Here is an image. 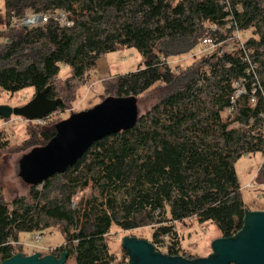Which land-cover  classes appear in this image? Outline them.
<instances>
[{"label":"trees","instance_id":"trees-1","mask_svg":"<svg viewBox=\"0 0 264 264\" xmlns=\"http://www.w3.org/2000/svg\"><path fill=\"white\" fill-rule=\"evenodd\" d=\"M3 3V26L11 17L58 11L71 26L49 21L0 36V94L49 87L47 97L61 99L57 110H63L99 57L126 48H134L143 63L113 78L106 93L137 99L161 85L165 94L131 130L95 142L64 174L37 186L21 181L28 187L26 197L7 202L0 190V263L19 253L30 256L17 246L20 233L61 232L63 244L41 256L58 258L64 249L74 264H114L105 242L113 225L121 231L151 227L149 243L158 253L167 241L163 254L188 260L194 258L181 249L175 223L209 222L224 239L242 229L246 208L234 163L260 153L254 184L264 186V0ZM233 30L249 32L242 50L218 49L185 69L167 65L195 50L202 38L223 42ZM59 65L70 75L55 86ZM236 84L244 90L237 97ZM44 123L30 132L33 148L54 135ZM86 189L90 194L71 207Z\"/></svg>","mask_w":264,"mask_h":264},{"label":"rangeland","instance_id":"rangeland-1","mask_svg":"<svg viewBox=\"0 0 264 264\" xmlns=\"http://www.w3.org/2000/svg\"><path fill=\"white\" fill-rule=\"evenodd\" d=\"M0 23L4 22V3L0 0ZM0 24V36L4 37L11 28ZM249 37V32H243L242 39ZM210 51H203L200 46L191 52L168 60V66L172 69H185L198 62ZM143 63L142 57L134 48L121 49L114 53L104 54L98 58L94 68L88 71L84 78L77 82L74 87V98L65 103L63 110H57L50 114L46 124L54 125L67 119L71 114L92 108L108 96L106 86L113 78L128 73H133ZM70 75V69L64 65H59L57 80L54 85L60 86ZM165 94V89L161 85H156L144 94L137 97V107L139 114L146 112L152 105L157 103ZM34 95L32 88L20 90L14 94L1 93L0 105L11 108L21 107L28 103ZM228 114L224 113L223 115ZM40 121H26L20 117L11 116L9 119L0 118V190L5 201L10 202L14 198L26 197L28 187L18 178V161L20 158L32 150V138L30 132L37 130V126L45 123ZM43 124V125H42ZM34 149V148H33ZM260 153L242 157L234 163V170L240 187V196L248 211L264 212V186H256L254 178L262 164ZM249 185V186H248ZM90 189H86L77 194L74 198L76 202L81 197L88 196ZM151 227L136 230L121 231L116 226H112L105 236L110 255L114 256L116 264H127V255L122 252L121 242L125 237L143 239L151 241ZM180 246L187 256L205 258L211 254L210 244L219 238L216 227L211 223H199L196 219L184 220L175 223ZM34 233H20L18 235L17 246L24 248V254L31 255L42 253L48 249L60 247L64 242V237L59 230L51 229L39 236L38 243L32 239ZM165 241V245H166ZM29 247H25V245ZM36 245V248L34 246ZM160 247L163 254L166 248ZM124 258V259H123ZM65 264H74L73 258L68 257Z\"/></svg>","mask_w":264,"mask_h":264},{"label":"water","instance_id":"water-1","mask_svg":"<svg viewBox=\"0 0 264 264\" xmlns=\"http://www.w3.org/2000/svg\"><path fill=\"white\" fill-rule=\"evenodd\" d=\"M49 87L34 93L21 107L0 105V118L11 116L26 121H40L56 112L59 98L47 97ZM140 116L133 96H108L90 109L71 114L54 125L53 137L41 147L24 154L18 161V178L28 186H37L71 168L97 141L131 130ZM121 248L126 251L127 264H264V212L244 211L243 226L231 238H217L210 244L211 254L194 260L158 253L146 240L125 237ZM62 250L58 258L39 253L16 254L0 264H65Z\"/></svg>","mask_w":264,"mask_h":264},{"label":"built area","instance_id":"built-area-1","mask_svg":"<svg viewBox=\"0 0 264 264\" xmlns=\"http://www.w3.org/2000/svg\"><path fill=\"white\" fill-rule=\"evenodd\" d=\"M49 21H53L61 27L71 26V22H69L66 19L65 14L61 11H58L52 14L27 13L22 18L11 17L8 22V27L11 29L12 28L36 29V28H41L45 26ZM242 35H243V32H240L238 30H233L231 35L227 37L225 40H223V42L219 41L217 38L215 39L211 37H204L201 39L199 46L203 51L205 52L210 51V53L218 49H220L221 53L226 50H231V51L239 50V49L242 50L243 49ZM236 87L240 88L237 92V95H236L237 97L238 95L243 94L244 90L239 84H236ZM250 102L253 103L254 100L251 99ZM230 112H231V108L226 111V113L228 114ZM261 134L264 137V125L261 127ZM75 204H76V201L74 199L72 201L71 207H74ZM32 239L36 244L38 243L40 238L39 236L34 234L32 236ZM25 247H29V245L27 244L25 245ZM34 248H36V245L34 246Z\"/></svg>","mask_w":264,"mask_h":264},{"label":"crops","instance_id":"crops-1","mask_svg":"<svg viewBox=\"0 0 264 264\" xmlns=\"http://www.w3.org/2000/svg\"><path fill=\"white\" fill-rule=\"evenodd\" d=\"M250 212H258V211H250Z\"/></svg>","mask_w":264,"mask_h":264}]
</instances>
